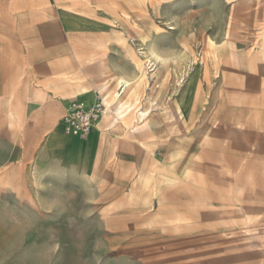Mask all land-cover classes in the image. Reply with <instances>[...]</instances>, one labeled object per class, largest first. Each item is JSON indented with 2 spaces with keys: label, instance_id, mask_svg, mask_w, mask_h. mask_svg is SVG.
I'll return each instance as SVG.
<instances>
[{
  "label": "rangeland",
  "instance_id": "obj_1",
  "mask_svg": "<svg viewBox=\"0 0 264 264\" xmlns=\"http://www.w3.org/2000/svg\"><path fill=\"white\" fill-rule=\"evenodd\" d=\"M0 5V248L15 264H264V0ZM143 36L160 61L121 95L127 119L107 109L91 137L64 133L79 99L65 77L133 79Z\"/></svg>",
  "mask_w": 264,
  "mask_h": 264
},
{
  "label": "bare ground",
  "instance_id": "obj_2",
  "mask_svg": "<svg viewBox=\"0 0 264 264\" xmlns=\"http://www.w3.org/2000/svg\"><path fill=\"white\" fill-rule=\"evenodd\" d=\"M231 36H234V33L229 31L227 33V39L229 37H231ZM147 37L148 36H143L140 39V44L144 46L145 50L144 51H140L139 50V55L137 54V56L134 58L135 66L137 68L135 77L133 79H128L125 76L119 75V74H113L112 77H110L113 81L115 80L114 82H116V84H117L118 89L120 90V92H117L115 94V96H113V98H111V100H108L107 101L104 98V96L106 95L105 94L106 93L105 92V90H106L105 87H107V86L100 85L99 87L95 88L98 92L101 93V99H102V101H103V98L106 100V101H103V102L105 103V105H106V107L108 109H111L112 110V113H114V119L115 120H121V122L123 120L125 121L127 119L128 113L131 111V108H128L127 109V107H124L123 102H122L121 95L123 96V95L127 94V92L129 90H133V88H132L133 86L135 87L137 84L147 82L149 73L151 72V74H152V71L154 70V69L148 70L150 67L153 66V64H155V63L152 62V59H156L155 61H157V62L159 60L157 54L155 53V50H154V47H153L152 43L148 41ZM210 44H213V42L210 41ZM262 56H264V48H263L262 53H261V57ZM252 57H251V59L249 58V61L250 62H252ZM150 77H152V76H150ZM65 83L66 84H69V85H73L74 84V95L75 96H78V97H80V98L83 99V97H86V96H88L90 94V91L87 89V87L84 86V85H81L79 83V79H77V78L65 77ZM105 84H106V82H105ZM136 90H138V89H136ZM134 91L135 90H133L132 92H134ZM129 92H131V91H129ZM131 93H129V94H131ZM137 93L139 94V91H137ZM138 97H140V96H138ZM127 104L129 105V103H127ZM176 110L178 111V109H176ZM178 115H179V117L182 116L180 112L178 113ZM125 117H126V119H125ZM139 119H140L141 122L144 121V120H147L148 121V117L146 116V114L144 112H142L141 114H139ZM129 122H130V120H129ZM136 125H137L136 123H133L132 125L128 126V131H131V132L136 131ZM180 153H181V151H178V155H180ZM174 161H175V158H173L172 162H174ZM156 170H159V168L157 167ZM137 179L140 182H144V183L146 182L147 184H149L151 182V180H152L151 178L150 179H146L142 175H139L137 177ZM155 187H157V186H155ZM147 199L148 198L146 197L145 200H147Z\"/></svg>",
  "mask_w": 264,
  "mask_h": 264
},
{
  "label": "built area",
  "instance_id": "obj_3",
  "mask_svg": "<svg viewBox=\"0 0 264 264\" xmlns=\"http://www.w3.org/2000/svg\"><path fill=\"white\" fill-rule=\"evenodd\" d=\"M64 109L61 117L64 132L85 139L98 128L108 108L97 94L91 105L78 99L69 102Z\"/></svg>",
  "mask_w": 264,
  "mask_h": 264
},
{
  "label": "crops",
  "instance_id": "obj_4",
  "mask_svg": "<svg viewBox=\"0 0 264 264\" xmlns=\"http://www.w3.org/2000/svg\"><path fill=\"white\" fill-rule=\"evenodd\" d=\"M1 6V5H0ZM7 13H8V11H7ZM0 14H1V11H0ZM246 59V62L248 63L249 62V60H248V58L246 57L245 58ZM47 69H49V70H51V71H55V70H57V68H55V69H50V68H47ZM108 81V82H107ZM107 81H104V82H102L101 83V85L102 86H107L108 87V84L110 83V81L112 82L113 80L110 78V79H108ZM105 82H106V84H105ZM100 86V85H99ZM98 86V87H99ZM107 87H105L106 88V90H105V96H104V98L106 99V100H108V98H109V96H108V89H107ZM97 88V87H96ZM90 91V96L89 97H86V98H84V99H81L80 97H78L77 96V98H79V99H81V100H84L86 103L87 102H91V103H93L94 101H95V99H96V97H97V94L100 96V98H101V93L100 92H98L95 88H92V89H90L89 90ZM75 97V96H74ZM103 98V101H106L105 99ZM48 99H50V100H48ZM48 99H45V100H43V102H42V104H44V103H48L49 101H52L51 99H57V98H48ZM184 101L182 100V103H181V107H182V111H183V116H184ZM64 106V108H65V106H66V104L65 105H63ZM125 107V106H124ZM110 110V112L112 113V110L111 109H109ZM146 116L148 117V114H146ZM62 117V116H61ZM141 122V121H140ZM148 122H149V125H152V122L150 121V119H149V117H148ZM59 124H60V128L62 129V131L64 132V130H63V126H62V123H61V118H60V122H59ZM104 125V119L101 121V123H100V125L98 126V128L96 129V130H94L89 136L91 137L94 133H97V132H99V130L98 129H100L101 128V126H103ZM105 130H107L108 128L107 127H103ZM65 133V132H64ZM0 264H15V262H14V258L12 257V254H10V252L7 250V249H4V248H0ZM23 264H24V261H23Z\"/></svg>",
  "mask_w": 264,
  "mask_h": 264
}]
</instances>
